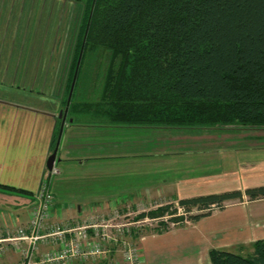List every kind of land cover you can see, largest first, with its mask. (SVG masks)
<instances>
[{
    "label": "crops",
    "instance_id": "1",
    "mask_svg": "<svg viewBox=\"0 0 264 264\" xmlns=\"http://www.w3.org/2000/svg\"><path fill=\"white\" fill-rule=\"evenodd\" d=\"M72 1L0 0V238L14 223L27 225L31 209L40 202L44 180L50 179L52 190L63 191L62 184L54 188L57 175L50 177L47 160L54 151V137L62 123L64 93L61 95L57 90L63 79L67 80L65 18ZM32 8L39 10L38 13ZM175 128L183 127L83 123L74 119L70 122L67 118L55 162L60 168L59 175L68 161L73 169L95 165L99 167L95 172L103 186L81 195L57 197L53 193L54 215L49 223L81 225L84 215L88 217V210L99 207L98 202L103 199L106 200L101 209L117 210L126 199L178 200L241 190L242 200H228L224 208L196 221L141 237L140 258L144 260L141 264H211L209 251L212 248L250 254L253 243L264 238V198L247 200L244 190L264 185V167L249 162L238 164L237 168L233 158L237 149L255 148L254 143L260 142L228 126ZM111 157L118 160L115 181L121 180L129 161H133L131 165L135 162L137 167L178 169L176 174L168 171V175L162 176L163 180L146 173L147 178L157 183L143 186L135 182L136 185L129 188L132 190H124L121 195L118 189L126 188L115 185L114 189L110 182H103L105 173L108 178L111 176ZM223 157L231 170L204 175L187 173L188 168H192L188 165H198L207 159L215 164L218 160L222 165ZM139 160L142 162L138 163ZM105 167L107 170H102ZM116 197L120 198L117 202L113 200ZM97 199L98 205L90 204ZM111 202L117 204L115 209ZM48 247L50 245L42 244V250ZM107 260L80 259L76 264L92 261L107 264ZM4 262L18 264L19 255L12 250L2 259V264Z\"/></svg>",
    "mask_w": 264,
    "mask_h": 264
},
{
    "label": "trees",
    "instance_id": "2",
    "mask_svg": "<svg viewBox=\"0 0 264 264\" xmlns=\"http://www.w3.org/2000/svg\"><path fill=\"white\" fill-rule=\"evenodd\" d=\"M79 18L63 101L66 107L83 47L68 110L74 121L264 127V0H86ZM100 52L109 53V64L90 97L83 76ZM243 194L182 198L141 216L159 219L161 232L169 222L196 221ZM245 194L264 198V185ZM179 207L199 211L186 217ZM209 257L211 264H264V238L248 255L212 248Z\"/></svg>",
    "mask_w": 264,
    "mask_h": 264
},
{
    "label": "rangeland",
    "instance_id": "3",
    "mask_svg": "<svg viewBox=\"0 0 264 264\" xmlns=\"http://www.w3.org/2000/svg\"><path fill=\"white\" fill-rule=\"evenodd\" d=\"M86 0H73L72 1V6L68 7L69 8V12L67 17L65 18L67 20V23L65 24L66 26V39H65V46L64 49L66 50V57L64 59V65H67V62H70L71 56L73 55L74 52V46H75V38L77 35V31L79 28V24H80V16L83 12L84 9V4H85ZM43 8V7H42ZM43 10V9H42ZM32 11L38 13L37 10H34L32 8ZM68 45V47H67ZM108 64H109V53H104L102 54L101 52L96 56V58L89 64V69L87 68V70H85L84 72V82H82V89L86 90L88 92V96L90 97H94L93 95V91L95 89H101L106 72H107V68H108ZM65 71V70H64ZM66 72V71H65ZM68 72V71H67ZM66 72V73H67ZM67 78V75H66ZM67 80L63 79V84L61 86L58 87L57 92L59 91L61 93V95L64 93V97H65V82ZM65 109V107L63 108V110ZM68 121L71 117H69L67 115ZM81 122L86 123V120H81ZM213 127V126H212ZM214 127H226V126H214ZM184 128H189V127H183V128H175V129H184ZM205 128V127H203ZM211 128V127H210ZM228 128L230 129H234L233 131H236V133L240 134V135H249V136H254L251 139H253L252 141H256V142H260V143H254L255 148L254 147H244V148H240L237 149V151H234V163L237 165L236 167L238 168V164H246L249 162H255L257 164L258 167H264V136H257V135H264V127H256V126H250V125H242V124H236V125H232V126H228ZM131 137H133L132 135H129ZM249 141V142H252ZM252 144V143H250ZM130 157H134L132 154L127 153ZM128 155L126 157H128ZM224 154H222L223 156ZM79 156V155H76ZM145 156H153V155H143L142 157ZM94 158V157H91ZM104 158V156H103ZM122 158V157H121ZM109 159V157H108ZM92 159H90L91 162ZM111 176L108 178L106 176L105 173V177L104 179V183L107 184L108 182H110L109 184L111 185L112 188L115 189V185L118 188H126V189H118V191H120L119 193H121V195L125 192L124 190H132L129 189L132 187H134L136 185L135 182H137V184H143L147 185L150 183H154L156 184L157 181L151 179V178H147L144 174L146 173H153L154 176H156L157 178H162V176L164 175H168V171L169 172H173V174H176L177 172V167H172L169 168L167 170H160V166H157L155 168L156 171H152L155 168L151 167V166H146L143 165L142 167H137L135 165V162L133 163V165L130 164V162L133 161H129V164L127 162V167L125 169V172L123 173L121 180L120 181H115V178H113L114 175H117L115 173L118 172L117 168V157H111ZM75 163H77V160H74ZM74 161L72 163H74ZM142 162L141 160L138 161V163ZM206 165H205V164ZM201 162L200 164H196V165H188L189 167L192 168H188L187 173L188 174H195V175H204V174H211L214 173L216 171H223L225 172L226 170H231L230 168H227V165L229 163L224 162V157L222 160V165L221 163L217 160L218 164L215 163H210L209 159H207L206 161ZM60 165V164H59ZM89 165V164H88ZM79 166V165H78ZM91 166V165H90ZM77 167L75 169H73L71 166H69V161L66 163V166L63 165L62 166V174H57L56 176V180L53 184L54 188H56V186L58 184H62V188L63 191L61 192L58 189H53L52 193H54L57 197L58 196H70L72 194L74 195H81V194H85L86 192H91L93 190L98 189L103 183L102 181L98 180V176L96 175L97 172H95L99 167H95L91 166V167ZM134 166V167H133ZM68 167V169H67ZM59 168V167H58ZM235 168V167H234ZM60 169V168H59ZM102 169V168H101ZM152 169V170H151ZM102 170H107V168L105 167ZM143 170L144 173H143ZM95 175L94 177H92L91 175ZM67 177H70L69 179H67ZM112 177V178H111ZM165 178V177H163ZM162 178V180H163ZM66 179V180H65ZM112 180V181H111ZM64 184V187H63ZM103 186V185H102ZM121 186V187H120ZM123 190V192H122ZM245 191V190H244ZM247 196V195H246ZM120 198H114L113 200L115 202H117ZM247 200H249L248 198H246ZM69 200V199H66ZM99 199L94 200L95 202L90 203L93 206L94 205H98V204H104L105 205V200L103 199L102 202H98ZM124 204L121 205L117 210H113L111 208H103L100 210H96V212L91 211V208L88 210V217L87 215H84V218L82 220V224L89 222L91 224H97V226L95 227V232H104L105 234L108 235L109 239H110V243H108V250L110 251L108 254V263L107 264H117V262L120 264H126V262L123 261L122 258V249L125 248V243H138L139 245L142 246L141 244V237H144L147 234L150 233H157L159 229H161V225L159 223V219H152L150 217H142L141 214L144 212H149L152 209H156L157 206H159L160 203H176L178 200H174V199H164L161 201L160 198H141V199H137L136 201L131 200V199H126L123 200ZM133 201V202H132ZM98 202V204H96ZM227 202H225L226 204ZM94 206V210H95ZM219 209V208H217ZM216 210V209H215ZM178 215H182L185 214L186 217H188L189 215H191V213H197L199 210H197V208H193V210L189 213H186L184 208L179 207L178 210ZM87 217V218H86ZM169 216H165L164 218L169 219ZM162 219V218H160ZM190 221L189 219H186L184 222L182 223H173V222H169L168 224V229H173L175 227L178 226H183L184 224H186L185 222ZM93 232V229L91 230ZM165 231V230H163ZM162 232V231H161ZM124 243V244H123ZM9 250V251H8ZM7 251L9 253H7V251L4 253L2 259H4V257H6V255L10 254V252H12V249L9 248ZM15 255V254H14ZM16 256V255H15ZM2 259L0 260V262L2 263ZM95 259H99V258H95ZM94 258H89L87 260H95ZM144 260L141 259L139 261V264L143 263ZM6 262H4L3 264H5ZM95 264V262H89L88 264Z\"/></svg>",
    "mask_w": 264,
    "mask_h": 264
},
{
    "label": "built area",
    "instance_id": "4",
    "mask_svg": "<svg viewBox=\"0 0 264 264\" xmlns=\"http://www.w3.org/2000/svg\"><path fill=\"white\" fill-rule=\"evenodd\" d=\"M59 172L60 169L54 164L49 170L50 177ZM39 199V204L29 213L27 225L14 223V227L7 229L5 236L0 238V260L9 248L19 255L18 264H76L80 259L108 258L110 239L104 232H95L97 224L86 222L69 226L49 223L54 215V196L49 178L41 186ZM111 205L115 209L117 204L111 202ZM102 207L104 204H99L95 210L91 207V211L96 212ZM42 244L50 247L42 250ZM140 252L138 243L126 242L121 251L123 261L126 264H139Z\"/></svg>",
    "mask_w": 264,
    "mask_h": 264
},
{
    "label": "water",
    "instance_id": "5",
    "mask_svg": "<svg viewBox=\"0 0 264 264\" xmlns=\"http://www.w3.org/2000/svg\"><path fill=\"white\" fill-rule=\"evenodd\" d=\"M82 51H83V47L81 49V53H80L79 60H78V63H77V68H76V71H75V74H74V78H73V81H72V84H71V88H70L69 96H68V99H67L66 107L60 113V116L62 117V123H61L60 131H59V135H58V138H57V142H56V146L54 148V151L49 156V158L47 160V167H48L49 170H52L56 160H58V157H57L58 156V150H59L60 141H61V138H62V133H63L64 127H65V124H66V121H67L68 110H69V106H70V103H71V99H72V95H73V91H74V87H75V83H76V78H77V74H78V69H79L80 62H81ZM69 121L72 122L73 118H70Z\"/></svg>",
    "mask_w": 264,
    "mask_h": 264
}]
</instances>
